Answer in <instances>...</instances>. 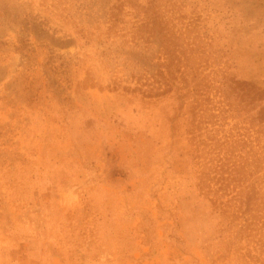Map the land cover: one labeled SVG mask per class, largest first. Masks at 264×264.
Wrapping results in <instances>:
<instances>
[{
    "label": "rangeland",
    "instance_id": "rangeland-1",
    "mask_svg": "<svg viewBox=\"0 0 264 264\" xmlns=\"http://www.w3.org/2000/svg\"><path fill=\"white\" fill-rule=\"evenodd\" d=\"M0 264H264V0H0Z\"/></svg>",
    "mask_w": 264,
    "mask_h": 264
},
{
    "label": "trees",
    "instance_id": "trees-1",
    "mask_svg": "<svg viewBox=\"0 0 264 264\" xmlns=\"http://www.w3.org/2000/svg\"><path fill=\"white\" fill-rule=\"evenodd\" d=\"M151 24H152V23H151ZM151 29H152V28H150V31H147V32H149V35H150V36H152V35H151ZM142 32L144 33V32H146V31H142ZM204 249H206V246L204 247Z\"/></svg>",
    "mask_w": 264,
    "mask_h": 264
}]
</instances>
